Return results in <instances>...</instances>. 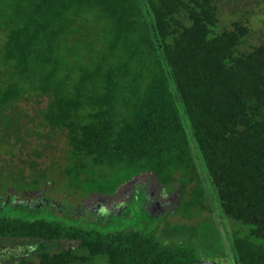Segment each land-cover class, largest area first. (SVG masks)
I'll return each mask as SVG.
<instances>
[{
    "label": "trees",
    "instance_id": "1",
    "mask_svg": "<svg viewBox=\"0 0 264 264\" xmlns=\"http://www.w3.org/2000/svg\"><path fill=\"white\" fill-rule=\"evenodd\" d=\"M219 12L218 0H0V155L36 135L19 102L45 98L42 126L65 132L70 147L64 185L111 197L150 175L131 199L135 188L148 196L151 184L172 193L178 183L171 212L218 219L219 207L249 226L241 235L222 227L234 264H264V43L246 49L250 26L220 31ZM15 169L6 178L22 194L50 175L26 180ZM126 203L84 219L89 226L0 213V255L9 264L202 262L156 231L96 225Z\"/></svg>",
    "mask_w": 264,
    "mask_h": 264
},
{
    "label": "rangeland",
    "instance_id": "2",
    "mask_svg": "<svg viewBox=\"0 0 264 264\" xmlns=\"http://www.w3.org/2000/svg\"><path fill=\"white\" fill-rule=\"evenodd\" d=\"M218 4L221 20L220 26H218L220 31L230 28L233 21L239 20L251 28L248 44H245L246 49L249 48V45L264 43V0H218ZM46 104L47 99L45 98H39L38 101L23 99L18 104L20 108L30 113L28 127H31L36 135L29 137L24 146L20 144L14 148L10 146L7 151L9 153L5 152L0 155V204H4L2 209L0 208L1 214L25 215L30 218L43 216L61 221L65 219L70 220L69 222L74 225H79V222L86 224L84 219L93 222L98 216L96 213L113 210L115 206L127 201L122 213L108 215L112 220L103 221L106 218H102V221L96 225L107 230L132 226L146 233L156 231L155 237L161 243L192 249L196 253L195 257L202 262L234 264L231 251L228 248L227 236L222 227L223 225H238L235 231L241 235L248 233L249 226L221 215L218 206L217 210L213 207V210L219 213L218 219L213 215L214 213L203 212L201 215H197L190 213L183 206L177 211L171 212L179 196L177 195L178 183H173L171 186L174 189L172 193H164L156 183L151 184L150 189L147 188L148 196L144 195L143 188H135V194L131 199L130 195L135 185L146 180L150 175L132 177L111 197L91 195L83 198L80 193L68 185H64L69 181L68 177L63 175V167L69 164L70 147L65 132L42 126V117L39 111ZM33 161L37 162L35 170L32 165ZM15 167L24 169L26 180L31 179L29 176L31 173L38 176L43 171H49L50 175L38 193L22 194L20 190H15L14 179L13 182H8L13 176L6 178V175L9 174L8 169H15ZM111 179L115 180L113 176ZM5 185H8L9 189H6ZM47 201L53 203L52 209L38 208L39 202ZM20 203L27 207L17 208V204ZM115 210L119 212V208H115ZM233 232H229L232 233L230 236L234 234ZM261 241L264 243V239ZM21 246L14 247L18 255L22 248L26 247V243ZM9 249L10 247L5 248V252L7 251L8 254H10ZM9 258L7 260L4 255H0V264H9ZM104 262L105 259L100 258L98 264H104Z\"/></svg>",
    "mask_w": 264,
    "mask_h": 264
},
{
    "label": "water",
    "instance_id": "3",
    "mask_svg": "<svg viewBox=\"0 0 264 264\" xmlns=\"http://www.w3.org/2000/svg\"><path fill=\"white\" fill-rule=\"evenodd\" d=\"M194 264H218V263L210 262V261H203V262H200V263H194Z\"/></svg>",
    "mask_w": 264,
    "mask_h": 264
}]
</instances>
